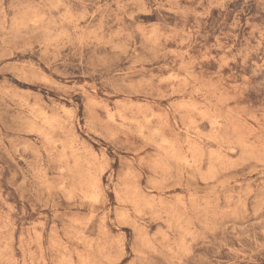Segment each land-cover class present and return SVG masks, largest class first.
I'll return each instance as SVG.
<instances>
[{"label": "rangeland", "instance_id": "rangeland-1", "mask_svg": "<svg viewBox=\"0 0 264 264\" xmlns=\"http://www.w3.org/2000/svg\"><path fill=\"white\" fill-rule=\"evenodd\" d=\"M0 264H264V0H0Z\"/></svg>", "mask_w": 264, "mask_h": 264}]
</instances>
